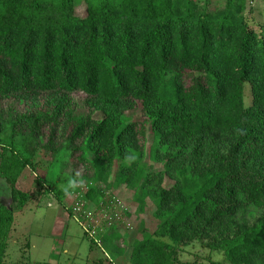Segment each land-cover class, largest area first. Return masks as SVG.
Wrapping results in <instances>:
<instances>
[{
	"label": "trees",
	"instance_id": "16d2710c",
	"mask_svg": "<svg viewBox=\"0 0 264 264\" xmlns=\"http://www.w3.org/2000/svg\"><path fill=\"white\" fill-rule=\"evenodd\" d=\"M212 1L0 0V133L27 155L0 142V264L39 149L70 153L89 200L125 190L151 215L131 264H193L194 243L225 255L213 264H264V31L246 0ZM103 240L124 256L120 232Z\"/></svg>",
	"mask_w": 264,
	"mask_h": 264
},
{
	"label": "rangeland",
	"instance_id": "374dc122",
	"mask_svg": "<svg viewBox=\"0 0 264 264\" xmlns=\"http://www.w3.org/2000/svg\"><path fill=\"white\" fill-rule=\"evenodd\" d=\"M225 3V0H213L211 5L224 7ZM246 3L249 23L256 31H264V0H246ZM86 8L81 1L77 15L85 17ZM251 102L249 85L246 103ZM136 118L142 120L140 112ZM0 142L14 146L27 156L22 149V139H13L9 130L0 133ZM148 143L146 162L154 170H161L162 166L154 163L150 154L152 134ZM31 162L17 183V189L28 194L30 201L22 208L16 205L6 264H131L133 243L142 239L143 228L153 224L150 214L140 212L133 200L134 194L101 186L104 196L89 200L91 183L82 179L84 168L78 169L75 159L66 151L53 158L49 152L39 149ZM0 205L8 209L14 207L11 190L1 177ZM112 231L124 237L122 244L113 245L115 251L124 253L123 257L103 242ZM113 238L109 236L108 240ZM181 259L193 264L226 262L222 252L213 253L200 243L187 247Z\"/></svg>",
	"mask_w": 264,
	"mask_h": 264
},
{
	"label": "crops",
	"instance_id": "0c3cea01",
	"mask_svg": "<svg viewBox=\"0 0 264 264\" xmlns=\"http://www.w3.org/2000/svg\"><path fill=\"white\" fill-rule=\"evenodd\" d=\"M246 13H247V11H246Z\"/></svg>",
	"mask_w": 264,
	"mask_h": 264
}]
</instances>
